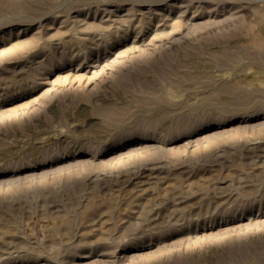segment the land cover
<instances>
[{
  "label": "rangeland",
  "instance_id": "374dc122",
  "mask_svg": "<svg viewBox=\"0 0 264 264\" xmlns=\"http://www.w3.org/2000/svg\"><path fill=\"white\" fill-rule=\"evenodd\" d=\"M0 264H264V0H0Z\"/></svg>",
  "mask_w": 264,
  "mask_h": 264
}]
</instances>
